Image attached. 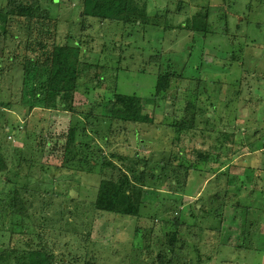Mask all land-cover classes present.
Returning a JSON list of instances; mask_svg holds the SVG:
<instances>
[{"label": "rangeland", "instance_id": "374dc122", "mask_svg": "<svg viewBox=\"0 0 264 264\" xmlns=\"http://www.w3.org/2000/svg\"><path fill=\"white\" fill-rule=\"evenodd\" d=\"M140 1L147 22L132 27L133 36L127 42H120L124 30L122 27L121 31L120 24H111L105 32L98 30V22H93V28L87 31H92L95 58L101 59L96 61L93 55L89 61L103 79L102 82L95 79L98 84L91 79L89 89L80 88L74 104L106 103L116 93L113 89L116 82L119 93L139 96L142 112L153 117L155 124L167 126L191 117L198 131H207L204 138H192L191 142L186 138L185 156L174 159L171 169L160 166L155 172L145 173L146 179L142 180L147 190L164 192L162 197L178 188L185 212L198 203L195 204L201 210L196 217L198 222L192 219L189 226L188 222L180 226L184 220L177 225L171 222V203L168 204L167 198L162 200L161 212L153 208L157 201L149 198L139 220L107 213L101 216L94 210L99 181L108 177L105 172L99 173L101 159L111 162L113 154L132 160L140 153L139 157L158 164L174 146L173 132L164 127L142 130L136 139L129 136L123 140L120 136L113 139L110 148H106L110 141H104L106 136L102 132L103 139L95 138L83 163H67L59 170L44 166L41 172L37 164L33 165L35 168L28 166L34 164L28 160L24 161L27 164L18 165L14 150L22 151L23 145L11 133L5 135L18 114L25 112L17 106L20 95L16 89L21 82L18 73L12 71L0 77V254L3 249L12 248L17 253L42 250L44 243V253L54 264H84L87 260L102 264H168L172 256L170 237L176 234L182 253L176 251L175 264H197L198 256L202 255L196 252L199 250L192 252L196 245L203 255L211 257L208 261L199 258V264H264V218L257 220V229L252 234L255 236L259 229V235L248 239V246L241 249L237 246L242 243L239 241L242 224L231 219L232 210L221 213L220 225L216 218L206 217L208 213L215 215V208L226 195L221 190L224 188L230 191L231 201L242 209L264 212V0ZM60 3L57 16L64 37L68 30L76 32L82 2L60 0ZM5 15L0 12V56L6 32L10 31L4 22ZM157 29L166 32L160 35ZM80 35L78 40L83 37ZM48 37L55 38L52 34ZM39 38L45 41L44 35ZM115 43L122 47L116 49ZM37 55L34 52L33 59ZM153 55L161 56V61L149 62ZM160 68L170 69L179 81L154 100L149 90ZM87 84L84 86L88 87ZM93 86L96 88L92 90ZM194 95L195 101L187 108ZM67 101L64 100L66 104ZM60 115L51 120L54 135L65 133L68 127V118ZM143 140L145 146L139 144ZM112 160L117 166L114 179L118 172L125 173L127 168L137 171L142 166L140 159L135 164L131 160ZM89 172L97 177L86 175ZM173 180L180 183L174 186ZM181 186L184 187L179 191ZM16 191L22 217L26 219L25 213L28 214L22 222L6 207ZM259 215L252 216L257 219ZM218 227L222 235L214 238L210 231ZM136 229L141 232L139 238L134 236Z\"/></svg>", "mask_w": 264, "mask_h": 264}, {"label": "trees", "instance_id": "16d2710c", "mask_svg": "<svg viewBox=\"0 0 264 264\" xmlns=\"http://www.w3.org/2000/svg\"><path fill=\"white\" fill-rule=\"evenodd\" d=\"M79 1L82 2V12L77 17L76 32L72 33L68 30V34L62 37L60 34L61 19L57 16L58 12H60V0H0V12L1 14H6L4 22L10 27V31L6 32L4 37L3 54L0 56V77L12 71V73H18L21 84L19 83L20 87L16 89L20 95L17 106L25 109L23 114H18L16 122L12 123V128L10 129L8 126L10 132L5 133V135L11 133V136L21 141L23 145L22 151L21 149L14 150V155L18 158V165L27 164L24 161L28 160V162L34 163H30L28 166L34 167L33 165L37 164L38 168H41V172L44 166L45 168L53 167L59 170L67 163H83L85 157L90 155L89 148H91L95 138L103 139V137H100L102 132L106 136L104 141H110L109 147L106 146V148H110L114 144L113 139H117L120 136L123 140L129 138V136L136 139L142 130L153 131L164 127L173 132L172 143H174V146L170 149L167 158L165 159L164 157V159L159 160L158 164L149 161V159H143L144 157H139L140 153H136L132 160L127 159V156L110 154V157L117 161L128 162L131 160V163L134 162L135 164L139 159L142 160L140 161L142 166L137 171L127 168L125 173L118 172V176L114 179L117 171L116 162L112 159H110L111 162L105 158L101 159L103 162L100 165L99 173L105 172L108 177L101 178L99 181L93 207L96 212L101 213V216L107 213L116 217L126 216L139 220L143 215L142 210L147 208V200L149 198L157 201L153 207L157 212L160 211L159 207L163 205L162 200L167 198L168 204L171 203L169 206L171 214L169 220L175 225L179 221L184 220L186 222L181 223L180 226L187 222L189 226V221L192 219L195 221L198 213L201 212L195 206L198 203H195L192 206L193 208L188 207V211L185 212L186 209L181 205L182 196L176 191L178 188L165 192L167 197H162L164 192L160 193V191L150 188L147 190L142 180L146 179L143 177L145 173L155 172L160 166L164 167L165 170L171 169L174 159L179 160L182 159L180 157L185 156L183 148L187 145L186 138H189L188 142H191L192 138H204L207 131H198L194 119L191 117L167 126L155 124L153 117L142 112L139 96L119 93L116 82H114L113 87L116 93L106 103L103 101H90L88 104H74V96L80 92V88L89 89L92 86L90 84L91 79H96L100 82L103 79L89 61V58L93 59V55L94 60H101L99 57L95 58L97 55L95 46H92L94 39L92 31L87 32L93 28V22H98V30H104L105 32L111 24H120L121 31L122 27L124 28L120 33V42L123 40L127 42L125 40L133 36L132 27H139L147 22L145 8L140 3V0ZM53 13H55V16ZM157 30L160 35L166 32ZM50 34L54 35L55 38H49L48 35ZM71 34L75 35L72 36ZM80 34L83 37L78 40L77 38H79ZM41 35L45 37L44 42L39 38ZM128 44L126 43V45ZM118 46L122 47L120 43L114 44V47H117L116 49H118ZM10 48H13L11 52L7 50ZM34 52H38L36 59L32 57ZM160 58L161 56L157 57L155 55L154 57L153 55L149 62L159 63L161 61ZM154 75L153 86L149 90L153 94L154 100L159 95L170 91L173 83L179 81L178 77L168 68L164 71L160 68ZM119 76L120 72H118L117 77L120 78ZM84 77L85 79L88 78V80L84 81ZM96 80L94 83L98 84ZM85 82L88 83V87L84 86ZM95 88L93 86L92 90ZM65 99L68 100L67 104L64 102ZM195 99V95L190 97L187 108ZM60 100L61 104L59 105L57 102ZM55 111L61 112L60 114L68 118L67 130L61 135L51 133L53 132L52 118L61 116L60 114H55ZM3 115L4 113H2L1 117ZM80 122H83L81 127L79 126ZM259 142L262 141L259 140ZM139 144L145 146L146 141H140ZM262 150H264V146ZM22 154L23 157H21ZM48 154L52 158L51 160H49ZM78 155L83 156L78 158ZM75 158L76 161L69 162L70 159L74 160ZM184 170L186 171V169ZM86 175L97 177L92 172L86 173ZM130 176L131 178H129ZM156 179L160 183L159 178ZM164 180L162 178V181ZM173 182L174 186L180 183V181L176 180H173ZM183 187L181 186L179 191ZM221 190L225 191L223 193L226 195L222 197L221 204L215 208V215L208 213L206 217L216 218L215 220L220 225L224 211L232 210L234 214L231 219L242 224L239 236V241L242 240V243L237 248H245L249 244L248 239H254L259 235L258 229L257 234L255 233V236H252L253 231H256L258 226L257 220L264 218V212H257L256 209H242L238 203L231 201L232 196L228 189L224 188ZM235 194L237 196L240 195V191L235 192ZM13 196L14 198L8 202L9 205L6 204V207L9 206L12 209L11 212H14L12 213L13 216L18 215L21 217L20 222H22L25 217H22L23 210L20 202L16 203L20 200L17 191L13 192ZM194 212L196 216H193ZM221 213L223 214L221 215ZM258 213H261V215L257 216V219L252 216L258 215ZM25 216L27 219L28 214L25 213ZM207 229L213 230L212 228ZM210 232L214 238L217 234L219 236L222 235L219 227L214 232ZM140 234V230L136 229L134 236L139 238ZM175 236L176 234L170 237L169 248L172 256L169 257L168 264H175L176 257L174 256L176 251L177 254L182 253L181 242L179 243ZM218 247L215 248L216 252L219 251V249L216 250ZM42 248L45 249L44 243ZM43 249L32 250L27 253H17L16 249L13 248L12 250L3 249L0 254V264L12 262L13 264H54L53 259L47 253H44ZM194 250H199L196 251L198 255H202L207 261L211 258L208 254L203 255L198 245L194 246L192 252ZM202 257L198 256L197 264L200 263L199 258L201 260ZM84 264L102 263L87 260Z\"/></svg>", "mask_w": 264, "mask_h": 264}, {"label": "crops", "instance_id": "0c3cea01", "mask_svg": "<svg viewBox=\"0 0 264 264\" xmlns=\"http://www.w3.org/2000/svg\"><path fill=\"white\" fill-rule=\"evenodd\" d=\"M80 16V15H79Z\"/></svg>", "mask_w": 264, "mask_h": 264}]
</instances>
